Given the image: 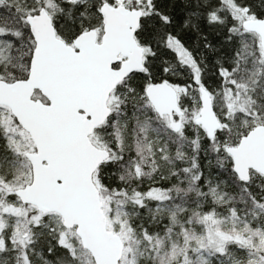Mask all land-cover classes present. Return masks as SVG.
<instances>
[{
    "label": "snow or ice",
    "instance_id": "obj_1",
    "mask_svg": "<svg viewBox=\"0 0 264 264\" xmlns=\"http://www.w3.org/2000/svg\"><path fill=\"white\" fill-rule=\"evenodd\" d=\"M0 264H264V0H0Z\"/></svg>",
    "mask_w": 264,
    "mask_h": 264
}]
</instances>
